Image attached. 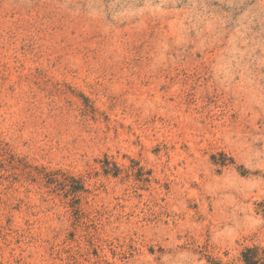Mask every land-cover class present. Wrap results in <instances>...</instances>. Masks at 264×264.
Returning a JSON list of instances; mask_svg holds the SVG:
<instances>
[{
  "label": "rangeland",
  "instance_id": "obj_1",
  "mask_svg": "<svg viewBox=\"0 0 264 264\" xmlns=\"http://www.w3.org/2000/svg\"><path fill=\"white\" fill-rule=\"evenodd\" d=\"M248 249L264 264V0H0V264Z\"/></svg>",
  "mask_w": 264,
  "mask_h": 264
},
{
  "label": "trees",
  "instance_id": "obj_2",
  "mask_svg": "<svg viewBox=\"0 0 264 264\" xmlns=\"http://www.w3.org/2000/svg\"><path fill=\"white\" fill-rule=\"evenodd\" d=\"M257 249V248H256ZM253 249H248L247 252L245 253V257H246V263L247 264H257V260L253 257V258H250L247 253H249V251H252Z\"/></svg>",
  "mask_w": 264,
  "mask_h": 264
}]
</instances>
